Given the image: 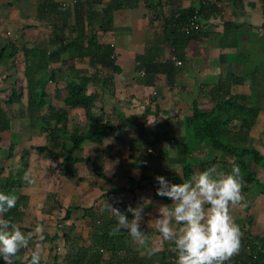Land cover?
Wrapping results in <instances>:
<instances>
[{"label": "crops", "instance_id": "obj_1", "mask_svg": "<svg viewBox=\"0 0 264 264\" xmlns=\"http://www.w3.org/2000/svg\"><path fill=\"white\" fill-rule=\"evenodd\" d=\"M190 10L200 12L199 28L177 57L165 21ZM77 11L84 14V35L96 34L100 44L112 49V66L93 67L87 58L69 60L60 55V61L48 66L52 78L46 88L48 107L41 112L49 113L50 107L54 115L67 116L69 129H85L84 108H70L62 101L70 67L76 77L88 80L86 94L95 96L92 112H103L118 129L101 144L85 143L79 156L89 163H77L75 176L67 177V164L49 154L59 149L48 133L28 127L23 117L28 104L26 63L31 60L25 51H53L74 39ZM108 18L109 30L103 33L100 28ZM7 42L18 51L15 57L0 60V104L8 116L7 127L0 131V169L3 175L9 168L20 171L23 186L11 194L24 198L21 227L31 231L37 224L45 226V239L38 242L40 264H89L93 252L101 254L100 264H114V258L110 263L113 255L98 245L100 234L96 236L94 228L100 220L113 217L100 211L104 200L113 207L143 205L141 228L146 242L139 244L122 232L129 259L150 252L170 253L177 259L171 245L161 243L154 220L148 224L157 217L160 205L172 202L157 195L155 177L163 176L172 184V179H182L187 161L193 162L194 174L206 159L218 161L215 164L221 170L231 169L232 156L203 143L193 144L185 127L193 102L204 110L214 107L212 91L218 84L224 86L221 95L235 96L244 104H250L251 94L257 95L259 111L248 131V144L264 157V92L257 94L264 78L263 0H0V49ZM13 89L22 98L5 105ZM15 109L20 111L12 114ZM240 124L236 120L230 128L237 130ZM64 141L70 144L67 137ZM250 169L264 182V166L252 162ZM112 190V197L106 198ZM230 214L242 235L248 228L261 234L264 196L230 208ZM249 217L252 223L247 227ZM36 243L34 239L28 249L21 250V264H31Z\"/></svg>", "mask_w": 264, "mask_h": 264}, {"label": "trees", "instance_id": "obj_2", "mask_svg": "<svg viewBox=\"0 0 264 264\" xmlns=\"http://www.w3.org/2000/svg\"><path fill=\"white\" fill-rule=\"evenodd\" d=\"M199 13L195 10L180 12L175 18L165 21L166 32L172 37L171 45L177 57H179V53L183 52L186 45L192 39L193 33H195H185V27L188 21L193 15ZM84 19V14L77 11L75 14L76 25L74 28L76 37L71 41H64L55 50L25 51L26 55L30 54L31 60L26 63L25 80L28 104L25 112H22V114L24 113L23 117H26L25 119L28 120V127L32 128L36 126L48 133L52 145L55 149H59L57 152L50 151L49 154L52 157L62 159L67 164V177L75 176V165L77 163H89V160L79 156L85 143L101 144L106 136L118 129V127L112 125L105 119L103 112L96 115L92 112L95 96L86 94L85 86L88 80L76 77L77 72L70 67L67 68L70 79L66 82L65 95L62 101L70 108L77 106L84 108V115L87 121L85 129L81 130L76 126L69 129L67 116L62 114L54 115L50 111V107L48 109L49 113L43 114L41 112V109L47 106L48 93L46 88L48 82L52 79L48 66L52 62L60 61V55L65 54L69 60L76 57L79 59L87 58L89 65L93 67L100 66L101 68H105L112 66L114 60L112 58V55H114L112 49L109 45L100 44L96 34L84 35ZM109 21L108 18L105 26L100 28L101 32L106 33L109 30ZM85 42L86 45H84ZM17 49L12 42H7L0 49V60L15 57L18 51ZM61 63L64 65L65 61L61 60ZM235 81L238 82V80ZM261 81L264 84V78ZM223 88L224 86L218 84L212 91L214 107L211 110L201 109L196 102H193L191 115L185 120V127L191 134L193 144L203 143L209 148L219 151L222 155L233 157V162L237 163L241 169L243 177V202L247 204L250 198L256 197L257 195L264 196V182L258 181L256 179V173L250 169L252 162L258 166H264V157L253 146L248 144V131L257 117L259 105L256 103L255 94L250 95V104H244V101L240 102L239 98L235 96L225 97L226 94L225 96L221 95L220 91ZM21 98L22 94L17 93L13 89L4 100V104L11 105L18 103ZM236 120H240V126L237 130H234L235 128L231 129L230 126ZM52 121H55L56 124L52 125ZM7 124V112L3 110L0 104V131L4 130ZM65 137L70 142V146L64 141ZM9 149L12 151L13 146H10ZM37 150L40 151L39 148ZM26 154L27 152L23 153L24 156ZM217 162L216 160L209 159L200 161V171ZM193 166L192 161H187L182 167V179H172L171 183L179 184L185 180H189L194 175ZM3 172L4 170L0 169V192L11 194L23 186L19 169L9 168L4 175ZM159 187V184L155 185L154 190L157 192V188ZM113 193L114 191L112 190V192L106 195V198H111ZM23 199H19L16 207L5 213L4 218L10 219L23 232L27 233L30 230L21 227L24 217L22 211L24 208V204L22 203ZM116 208L125 214L127 205L119 204ZM246 209H248V206H246ZM85 212L89 214L91 210L86 209ZM115 223L116 220L112 217L108 220H100L99 224L94 227L96 236L100 234L98 245L113 255L110 257V263H112V259L114 258V264H176L177 259L173 260L171 254L166 252H156L151 256L148 253L142 256L133 255L134 257L129 259L131 256L123 243L124 235L122 232L124 231L115 235L112 233V227ZM251 223V218H247L245 225L249 227ZM120 254L122 255L120 256ZM100 262L101 254L99 252H93L88 258L89 264H100ZM0 264H4V262L0 260ZM15 264H21L20 253L15 258ZM227 264H264V226L261 234H253L249 228L243 232L240 251Z\"/></svg>", "mask_w": 264, "mask_h": 264}, {"label": "clouds", "instance_id": "obj_3", "mask_svg": "<svg viewBox=\"0 0 264 264\" xmlns=\"http://www.w3.org/2000/svg\"><path fill=\"white\" fill-rule=\"evenodd\" d=\"M155 179L160 185L157 195L172 202L160 205L157 217L148 224L154 220L161 243L168 242L170 251L177 254L176 264H227L238 254L242 233L230 214V208L244 201L243 177L237 163L233 162L228 171L213 164L179 184H169L163 176ZM17 200L15 194L0 192V257L5 264H15L18 253L28 249L35 239L31 264H40L38 242L45 239V226L37 224L25 233L16 223L4 218L5 213L16 207ZM102 204L100 211L109 212L116 220L112 227L114 235L127 231L135 242H146L147 236L141 228L143 205L128 206L126 211L132 214V219H128L106 200Z\"/></svg>", "mask_w": 264, "mask_h": 264}, {"label": "built area", "instance_id": "obj_4", "mask_svg": "<svg viewBox=\"0 0 264 264\" xmlns=\"http://www.w3.org/2000/svg\"><path fill=\"white\" fill-rule=\"evenodd\" d=\"M199 28V21H198V16L197 14L193 15L189 21L188 24L185 27V33L186 34H190L192 32H195L196 30H198ZM112 58H114V55H112ZM174 61L176 62V64H180V62L178 60H176L175 58H173Z\"/></svg>", "mask_w": 264, "mask_h": 264}, {"label": "rangeland", "instance_id": "obj_5", "mask_svg": "<svg viewBox=\"0 0 264 264\" xmlns=\"http://www.w3.org/2000/svg\"><path fill=\"white\" fill-rule=\"evenodd\" d=\"M260 70H262V69H260ZM260 74H261V72H260ZM261 83H262V84H260V85H262V87H260V88L257 89V94H259V93L262 94V93L264 92V84H263L262 81H261ZM254 97H255V98H258L256 94L254 95ZM261 98H263V96H261ZM17 111L19 112L20 110L15 109V111L12 112V114L17 113ZM16 126H17V123H16ZM240 227H241V226H240Z\"/></svg>", "mask_w": 264, "mask_h": 264}]
</instances>
